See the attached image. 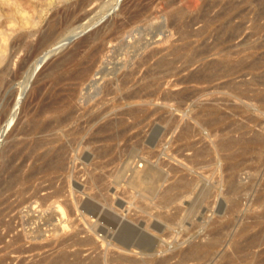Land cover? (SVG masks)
Masks as SVG:
<instances>
[{
    "label": "rangeland",
    "instance_id": "1",
    "mask_svg": "<svg viewBox=\"0 0 264 264\" xmlns=\"http://www.w3.org/2000/svg\"><path fill=\"white\" fill-rule=\"evenodd\" d=\"M21 2L0 3V264H264V0Z\"/></svg>",
    "mask_w": 264,
    "mask_h": 264
},
{
    "label": "bare ground",
    "instance_id": "2",
    "mask_svg": "<svg viewBox=\"0 0 264 264\" xmlns=\"http://www.w3.org/2000/svg\"><path fill=\"white\" fill-rule=\"evenodd\" d=\"M0 3H1V5L3 6V8H10V10L11 11H13V9L14 8H16V7H19V4L20 3H22L21 2V0H0ZM208 4V3H207ZM211 5V4H210ZM20 8H21V4H20ZM19 8V9H20ZM25 8V7H24ZM22 9V8H21ZM23 10V9H22ZM7 11V10H6ZM11 11L9 12V16H12V15H10V13H11ZM221 11V10H220ZM209 12V11H208ZM22 14V13H21ZM24 14V13H23ZM23 14H22V16H23ZM15 15V14H14ZM13 15V16H14ZM25 15V14H24ZM27 15V14H26ZM8 16V17H9ZM204 16V15H203ZM219 16V15H218ZM30 18H32V17H30ZM30 18H23L22 17V19H24L23 20V25H24V23L26 24H28V23H32L33 22V20H31ZM219 18V17H218ZM205 20H206V17H205ZM13 21V20H12ZM232 21V20H231ZM9 22V21H8ZM20 22V21H19ZM78 22V21H77ZM189 22V21H188ZM22 23V22H21ZM171 24V23H170ZM173 24V23H172ZM207 24V23H206ZM187 25V24H186ZM205 28V27H204ZM200 30V29H199ZM102 32V31H101ZM189 33V32H188ZM73 34H75V32L73 33ZM192 34H195V33H192ZM4 35V34H3ZM3 35H1L0 34V38H2V40L1 41H4V42H7V39H6V36H3ZM198 35V34H197ZM103 37H105V35L103 36ZM91 40V39H90ZM104 41V40H103ZM4 44V43H3ZM14 44V43H13ZM6 45V44H5ZM4 45V46H5ZM16 45V44H15ZM101 45H103V43L101 44ZM2 49V48H1ZM5 49V48H4ZM101 49V48H100ZM34 52V51H33ZM80 52V51H79ZM1 53H4V50H3V52H1ZM74 51H72L71 53H69V55H67L66 57H64V58H70L71 57V55H73L74 56ZM105 54V53H104ZM1 55V54H0ZM97 55H98V48H94L93 50H92V52H90L87 56H85V57H83V58H81V59H79V60H77V62H75V65L78 67V69H77V71H78V79L80 80V81H82L85 77H87V76H89V74L92 72V70H93V66H94V63L96 62V57H97ZM69 56V57H68ZM77 57V56H76ZM4 58V57H3ZM62 58V57H61ZM60 59V58H59ZM99 59V58H98ZM69 60V59H68ZM67 60V61H68ZM63 60H61V62H62ZM4 61L2 60V58L0 57V64L1 63H3ZM10 62V61H9ZM40 62V61H39ZM59 62H60V60H59ZM60 62V63H61ZM66 62V61H65ZM1 66V65H0ZM8 67H9V65L8 64H6V65H4V66H2L1 68H0V81H3V79H4V74H5V72L7 71V69H8ZM71 71V70H70ZM104 71H106L105 69H104ZM154 71V70H153ZM97 72H99V71H97ZM100 72H102L101 70H100ZM103 74H104V72H102ZM71 74V73H70ZM73 74V73H72ZM96 74H98V73H96ZM102 74V76H103V78H104V75ZM108 75V74H107ZM72 76V75H71ZM101 76V77H102ZM105 76H106V74H105ZM67 77H69V76H67ZM73 77V76H72ZM6 79V78H5ZM76 80V79H75ZM92 80V79H91ZM10 81V80H9ZM88 82H90V81H88ZM100 82V81H99ZM71 83V82H70ZM97 83V82H96ZM69 84V83H68ZM73 84V83H72ZM93 84V86H96V84L93 82L92 83ZM97 84H99V83H97ZM91 85V84H90ZM69 86V85H68ZM98 86V85H97ZM105 86H106V83H105ZM107 88H110V83H107ZM5 87V86H4ZM99 88V87H98ZM106 88V87H105ZM106 88V89H107ZM63 89V88H62ZM135 90H136V88H135ZM28 91V90H27ZM133 94V93H132ZM137 94V93H136ZM66 95V94H65ZM133 95H135V94H133ZM132 95V96H133ZM131 96V95H130ZM129 96V97H130ZM139 96V95H138ZM21 97V96H20ZM134 98V97H133ZM10 99V98H9ZM19 99H18V101L16 102V105L18 106L19 105ZM15 103V102H14ZM12 104V103H11ZM12 106V105H11ZM14 108H16V107H14ZM18 108V107H17ZM49 108V107H48ZM136 109V108H135ZM17 110V109H16ZM54 110V109H53ZM52 110V111H53ZM6 111H8V110H6ZM50 111V110H49ZM16 112V111H15ZM133 112V111H132ZM6 114V113H5ZM133 114V113H132ZM7 115V114H6ZM8 116V115H7ZM7 116H6V118H7ZM15 118H14V116L13 115H11V113H9V118H8V121H6V123H7V126H10L11 125V123H12V121L14 120ZM122 116H119V117H117V120L116 121H119V120H121L122 121ZM2 120V119H1ZM90 121V120H89ZM107 122V121H106ZM111 122H115V121H113V120H108V122L107 123H111ZM46 126V125H45ZM37 128V127H36ZM106 127L104 126H100L99 127V130L96 132V133H98V134H100V136H101V134H103V133H105V131H106V129H105ZM33 130V129H32ZM36 130V129H35ZM35 130H34V133H35ZM185 130V129H184ZM158 131V130H157ZM155 134V133H154ZM32 135H33V133H32ZM157 135V134H156ZM159 135V134H158ZM2 137H3V134L2 133H0V142L2 141ZM100 138V137H99ZM152 138V137H151ZM225 138V137H224ZM39 139V142L43 139L41 136H38L37 137V139L36 140H38ZM89 140V139H88ZM226 140H228V139H226ZM38 143V142H37ZM41 144H43V143H41ZM37 146V145H36ZM38 157V156H37ZM38 159V158H37ZM36 168V167H35ZM30 176V175H29ZM148 176H150V175H148ZM18 179V178H17ZM158 179V178H157ZM168 191V190H167ZM169 193V192H168ZM167 195V194H166ZM92 206V205H91ZM62 213H63V215H64V211H62ZM62 215V216H63ZM64 217V216H63ZM66 217V216H65ZM125 223V222H124ZM129 223V222H128ZM131 224V223H130ZM127 229V228H126ZM125 229H123V231H124ZM129 230V229H128ZM127 231V230H126ZM124 231L123 233H124V235H125V237H124V241H122L123 242V244H124V246H120V247H124V249L126 250V248H130V247H137V248H141L142 249V247L144 248V250H148L149 248H145L144 246H146L145 245V243H143L142 245H140L142 242H143V240L141 241V242H139V244L138 243H135L136 242V240H135V242H132V243H128V241L127 240H129V232L127 231ZM123 235V234H122ZM146 236V235H145ZM73 237V236H72ZM75 237V236H74ZM145 238V237H144ZM145 239H147V238H145ZM148 239H150V238H148ZM92 241H91V239L89 238V239H87V240H84V244H89V243H91ZM151 242V241H150ZM150 242H148V243H150ZM81 243L83 244V241H81ZM148 245V244H147ZM152 245H153V243H152ZM192 245V244H191ZM240 247V246H239ZM38 248V247H37ZM152 248V247H151ZM98 249V248H97ZM184 251H186V250H184ZM198 251H199V247L197 246V245H192L189 249H188V251H187V254L185 255V257L188 259V258H191V257H193V256H195L197 253H198ZM142 252V251H141ZM77 253H79V252H77ZM49 254V253H48ZM62 254H64V253H62ZM65 254H68V253H65ZM47 255V254H46ZM60 256V255H59ZM90 256H91V254H90ZM89 256V257H90ZM96 256H98V255H96ZM95 256V257H96ZM104 256H105V253H104ZM70 257V256H69ZM101 257L102 256H100V258H95V259H93L89 264H102V262L104 263V260L102 261V259H103V257H102V259H101ZM125 257V256H124ZM196 257V256H195ZM61 258H64L63 257V255H62V257ZM61 258L59 259V258H57L56 259V264L58 263V261H61L62 262V260H61ZM86 258V257H85ZM184 257H182V259H183ZM194 258V257H193ZM68 259V258H67ZM81 259H82V257H81ZM87 259H88V257H87ZM87 259H85V260H87ZM105 259H108L107 257L105 258ZM126 259V258H125ZM77 260H80L79 259V257L77 258ZM82 260H84V259H82ZM111 260H112V258H111ZM118 260V259H117ZM120 260V259H119ZM135 260V259H134ZM72 261V260H71ZM90 261V260H89ZM21 262V261H20ZM74 262V261H73ZM105 262H108V260L107 261H105ZM157 262V261H156ZM181 262H182V260H181ZM54 263V264H55ZM77 263V262H76ZM82 263V262H81ZM86 263V262H85ZM158 263V262H157ZM51 264V263H50ZM107 264V263H106Z\"/></svg>",
    "mask_w": 264,
    "mask_h": 264
}]
</instances>
